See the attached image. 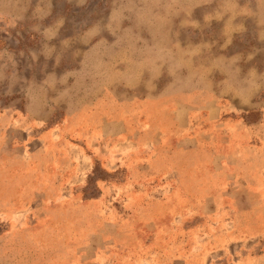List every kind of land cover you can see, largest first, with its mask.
<instances>
[{"label":"rangeland","instance_id":"1","mask_svg":"<svg viewBox=\"0 0 264 264\" xmlns=\"http://www.w3.org/2000/svg\"><path fill=\"white\" fill-rule=\"evenodd\" d=\"M0 264H264V0H0Z\"/></svg>","mask_w":264,"mask_h":264}]
</instances>
